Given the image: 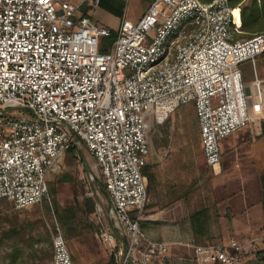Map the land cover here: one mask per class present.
Returning a JSON list of instances; mask_svg holds the SVG:
<instances>
[{
	"label": "built area",
	"instance_id": "2783aa9c",
	"mask_svg": "<svg viewBox=\"0 0 264 264\" xmlns=\"http://www.w3.org/2000/svg\"><path fill=\"white\" fill-rule=\"evenodd\" d=\"M98 3L0 0V200L16 209L41 202L66 151L84 146L103 187L88 217L99 242L117 264H172L169 244L141 227L156 220L144 214L150 125L192 103L215 171L219 141L250 119L240 65H255L264 33L236 36L230 0H149L135 23L122 19L115 30L89 16ZM190 247L200 264H253L235 238ZM51 264H74L58 227Z\"/></svg>",
	"mask_w": 264,
	"mask_h": 264
},
{
	"label": "rangeland",
	"instance_id": "374dc122",
	"mask_svg": "<svg viewBox=\"0 0 264 264\" xmlns=\"http://www.w3.org/2000/svg\"><path fill=\"white\" fill-rule=\"evenodd\" d=\"M73 1L77 0H71V2ZM147 2L148 0H99V4L94 10L96 14H108L113 22L117 20L116 17L124 14L132 23H135ZM247 30H237L236 36L249 37L256 33H264V23L253 31ZM249 71L247 78L248 81H252L251 97H264V90L261 95L258 81H256V77H264V64L261 57H258L255 65ZM173 113L174 111L163 123L150 125L148 139L156 155V163L169 159L174 166H179L180 176L183 178L182 197L175 203L161 207L160 209L163 208L164 213L155 214L154 217L158 221L180 222L188 219L189 214L193 211L207 206L210 209L208 221L211 231L214 233L213 238L209 237L208 242H216L221 238V234L219 230H215L218 217L216 209L211 204L217 191L214 188L217 187V180L213 178L214 173L211 168L204 163L197 123L192 120L190 115H184L185 122L179 125L175 123L174 118H171ZM232 138H234V134H230L220 141L222 160L232 158H230L232 153L226 149ZM62 162L61 170L49 175L48 187L62 173H66L71 179L67 182L54 183L55 185L52 186L54 196L49 189L47 198L23 209L14 208L7 201L1 204L0 264H51L52 236L56 227L61 231L55 217L53 199L61 207H64L73 205L76 199L82 203L85 198H91L93 209L95 202L99 201L95 194L96 190H99L100 187V190L103 188L99 168L85 147L75 150L73 155L66 153ZM262 177L263 181L264 173ZM176 208L178 212H176ZM147 209L146 205L144 210L146 216L157 212H149ZM92 211L79 218L80 221L85 219L83 235L65 239L66 245L74 264H111L109 258L112 253L99 242L95 233L96 224L88 219Z\"/></svg>",
	"mask_w": 264,
	"mask_h": 264
},
{
	"label": "crops",
	"instance_id": "0c3cea01",
	"mask_svg": "<svg viewBox=\"0 0 264 264\" xmlns=\"http://www.w3.org/2000/svg\"><path fill=\"white\" fill-rule=\"evenodd\" d=\"M65 1L71 2V0ZM148 3L149 0L139 15L143 13ZM96 6L90 9L89 16L95 22L112 30L118 27L122 19L130 21L124 14L123 16H118V18L115 16L117 19L115 22L112 21V18H109L108 14L97 13V15L94 10ZM245 76L243 75V80L246 85L250 118H257L262 115L264 97H251L252 81H248L247 75ZM256 81H258L262 95L264 77H256ZM173 111L171 118H174L175 123L179 125L185 122L184 115H190L192 120L196 122L192 103L179 105ZM235 132L231 133L234 134V138L230 139L228 143L230 145L226 147L232 153V156H230L232 158L222 160L221 156L217 169L215 171L212 170L214 173L213 178L217 180V187H214L217 191L214 199H212L215 211L219 214L215 223V230H219L221 234V238L218 241L235 238L242 246L243 256L249 257L263 246L264 207L261 202L260 189L264 173V137L255 142H250L246 126L240 129L238 133ZM156 162V155L149 141V155L146 159V164L152 167L155 183L148 191L147 211H157L154 214L164 213L163 208L160 209L161 207H166L181 200V192L183 190V178L180 176L179 166H174L169 159ZM175 210L178 212L177 208ZM207 226L209 237L213 238L214 233L211 231L209 221ZM141 227L147 238L169 244L168 260L172 264H200L195 260L190 247L191 244L196 243L194 242L189 219L175 223L145 219L141 222Z\"/></svg>",
	"mask_w": 264,
	"mask_h": 264
},
{
	"label": "trees",
	"instance_id": "16d2710c",
	"mask_svg": "<svg viewBox=\"0 0 264 264\" xmlns=\"http://www.w3.org/2000/svg\"><path fill=\"white\" fill-rule=\"evenodd\" d=\"M230 3L233 6L238 7L239 9L240 23L238 25V30L248 29L247 31H253L254 29H257L260 24L264 23V0H247V1L230 0ZM114 37H115L114 32H111V35L109 37H104L102 39V43L99 48L100 51L106 50L108 47L107 43L110 42ZM259 57L262 58L264 64V52ZM246 63L248 64L244 65ZM251 68H252L251 63L249 62L242 63L240 65L242 76L249 75L250 73L249 70ZM246 127L248 130V138L250 142H255L264 137V105L262 106V115L257 118H250ZM74 152H75L74 147H70L66 151L67 154H72V155ZM151 168L152 167L149 164H145L144 167L142 168V172L147 178V191H149V188H151V186H153L155 183L154 173ZM70 179L71 178L68 177L66 173H62L58 175L52 182L53 184L52 183L50 184L51 186L49 185L48 187V183H47L48 193L50 189L52 195L54 196V190L52 189V186H54L58 182H67ZM262 182L263 184L260 189V196H261V202L264 207V180ZM5 202L6 201L4 199H1L0 206ZM211 205L215 208L214 202ZM53 206H54L55 217L61 227V231H62L61 234L64 240L83 235V231L85 228L84 225L85 219H83V221H80L79 218L80 216L86 215L93 210V201L91 198H85L82 203L78 202L76 199L73 205H67L64 207H61L59 204H57L55 199H53ZM208 210L209 208L204 206L200 209L193 211L188 216V219L191 224L192 233L194 235V242L196 244H205L210 240L209 230L207 226ZM217 216H219L218 213ZM262 244L263 246L253 253V258L251 261L253 264H264V238ZM109 259L111 264H117L113 254L110 255Z\"/></svg>",
	"mask_w": 264,
	"mask_h": 264
}]
</instances>
